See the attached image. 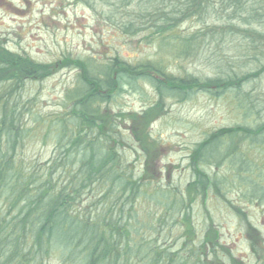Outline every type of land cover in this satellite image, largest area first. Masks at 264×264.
<instances>
[{
  "label": "rangeland",
  "instance_id": "rangeland-1",
  "mask_svg": "<svg viewBox=\"0 0 264 264\" xmlns=\"http://www.w3.org/2000/svg\"><path fill=\"white\" fill-rule=\"evenodd\" d=\"M110 11L101 0H0V42L51 70L45 77L24 79L16 96L12 95L20 96L21 123L30 128L22 154L41 162L56 155V122L75 115L78 91L83 87V62L100 70L116 57L132 66L161 60L166 74L194 76L200 83L262 69L240 89L215 85L206 89L199 84L181 95L160 94L145 78L126 80L99 110L105 116L104 129L112 135L106 146L118 153L123 170L133 178H144L133 207L137 219L151 226L148 236L167 251L186 248V255L204 256L205 264H264V203L242 195L244 186L232 177L227 163L216 168L192 160L196 145L214 132L236 125L255 126L264 120V57L256 63L249 55L242 56L244 42L238 41L239 35L228 36L222 43L208 42L206 50L201 35L199 48L187 57L171 50V43L161 48L158 39L147 37L144 31L125 33L110 22ZM121 12L116 14L117 21L124 17ZM215 18L180 20L178 30L191 34L206 24L237 22ZM247 97L258 100L260 112H247V104L243 105ZM243 148L249 157L261 158L259 148ZM200 169L222 178L220 189L212 185L191 189ZM105 189L103 185L86 189L90 191L83 195L80 209L103 211L104 201L110 198ZM165 190L171 194L170 209L177 210L184 200L186 211H166L153 201V195ZM50 264H60L56 254Z\"/></svg>",
  "mask_w": 264,
  "mask_h": 264
},
{
  "label": "trees",
  "instance_id": "trees-1",
  "mask_svg": "<svg viewBox=\"0 0 264 264\" xmlns=\"http://www.w3.org/2000/svg\"><path fill=\"white\" fill-rule=\"evenodd\" d=\"M101 1L111 7L110 22L125 33L144 31L147 37L158 39L161 48L171 43V50L187 57L199 48L201 35L205 50L208 42L222 43L239 35L238 41L244 42L240 46L242 56L249 55L256 63L264 57V0ZM120 10L124 17L117 21ZM194 16H217V20L237 22L206 24L191 34L178 30L180 20ZM160 61L132 66L116 57L100 70L83 62V87L78 91L75 115L57 119L56 155L41 162L22 154L30 128L21 123L20 96L12 95L16 96L24 79L45 77L50 67L24 58L0 42V264H50L53 254L60 264H205L204 256L186 255V248L167 251L148 236L151 226L137 219L133 207L140 198L144 178H133L123 170L118 153L106 146L112 135L104 129L105 116L99 107L126 80L145 78L160 94L181 95L199 84L206 89L213 85L240 89L243 82L258 76L262 69L241 76L207 78L200 83L194 76L166 74ZM257 102L247 97L243 105L247 104V112L258 113L261 108ZM244 145L259 148L261 158L249 157ZM192 160L196 165L216 168L227 163L232 177L244 186L242 195L264 203V120L255 126L236 125L214 132L196 145ZM221 183L218 175L200 169L190 188L200 191L212 185L220 189ZM96 185L106 187L105 194L110 197L104 201L103 211L80 209L83 195L90 191L86 189ZM170 195L165 190L152 199L167 211L171 207ZM182 202L177 210H170L176 214L186 211ZM128 203L130 207H126Z\"/></svg>",
  "mask_w": 264,
  "mask_h": 264
}]
</instances>
